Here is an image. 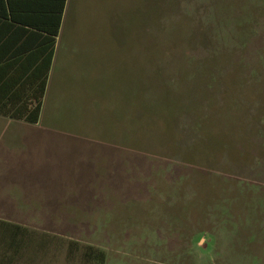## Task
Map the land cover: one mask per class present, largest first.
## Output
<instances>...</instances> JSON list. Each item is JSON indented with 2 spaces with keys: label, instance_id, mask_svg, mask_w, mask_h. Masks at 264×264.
<instances>
[{
  "label": "rangeland",
  "instance_id": "374dc122",
  "mask_svg": "<svg viewBox=\"0 0 264 264\" xmlns=\"http://www.w3.org/2000/svg\"><path fill=\"white\" fill-rule=\"evenodd\" d=\"M61 34L39 123L0 118L8 220L57 238L14 264H264V0H71Z\"/></svg>",
  "mask_w": 264,
  "mask_h": 264
},
{
  "label": "trees",
  "instance_id": "16d2710c",
  "mask_svg": "<svg viewBox=\"0 0 264 264\" xmlns=\"http://www.w3.org/2000/svg\"><path fill=\"white\" fill-rule=\"evenodd\" d=\"M68 0H0V116L36 125L41 118ZM49 235L0 219V264L35 260ZM69 260L105 264V251L67 241Z\"/></svg>",
  "mask_w": 264,
  "mask_h": 264
},
{
  "label": "crops",
  "instance_id": "0c3cea01",
  "mask_svg": "<svg viewBox=\"0 0 264 264\" xmlns=\"http://www.w3.org/2000/svg\"><path fill=\"white\" fill-rule=\"evenodd\" d=\"M70 7H71V0H68L66 8H65V14H64V25H65V20L67 18L68 13H69ZM64 25H62L61 33L63 31ZM62 37H63V34H60V37L58 38V41H57V50H56V53H55V57H54L53 64H52V69H51V72H50V78H49V81H48V87L50 85L51 78H52V75H53V72H54V68H55V65H56V60L58 59V55L60 53V47H58V45H59V42H60ZM0 118H2V119L4 118L5 120H11L13 122L24 123L25 124V122H23V121H16V120H13V119H10V118H7V117L0 116ZM18 191H20V195L22 196L23 192H22V190L20 188L17 187V185H11L10 186L6 182H0V219L11 218V216L6 214L7 207H8L7 204L15 202L14 200H15L16 197H14V196H16Z\"/></svg>",
  "mask_w": 264,
  "mask_h": 264
}]
</instances>
